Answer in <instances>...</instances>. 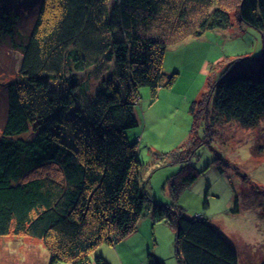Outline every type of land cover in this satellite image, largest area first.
<instances>
[{"label":"trees","instance_id":"1","mask_svg":"<svg viewBox=\"0 0 264 264\" xmlns=\"http://www.w3.org/2000/svg\"><path fill=\"white\" fill-rule=\"evenodd\" d=\"M232 11L261 32L263 53L248 65L243 56L230 61L193 102V129L206 117L209 139L216 124L250 129L264 119V0H0V45L21 54L20 76L5 86L0 123V236L42 239L49 264H109L90 252L132 234L150 205L154 222L174 228L181 264H242L211 222L150 197L137 143L127 136L140 122L139 89L148 86L157 96L177 79V72L164 71L165 50L230 27ZM84 72L85 78L77 74ZM67 129L73 144L62 136ZM252 152L263 153L264 142L258 139ZM215 163L221 172L230 168L223 157ZM196 179L191 166L177 182L190 186ZM239 210L236 196L233 211ZM148 263L163 264L152 253Z\"/></svg>","mask_w":264,"mask_h":264},{"label":"rangeland","instance_id":"2","mask_svg":"<svg viewBox=\"0 0 264 264\" xmlns=\"http://www.w3.org/2000/svg\"><path fill=\"white\" fill-rule=\"evenodd\" d=\"M28 19L29 15L22 21L25 23ZM231 19L232 24L226 29L233 33L234 38L227 39L225 47L221 36L223 29H214L165 50L164 71L177 72V79L173 86L160 88L157 96L148 86L139 89L136 114L140 122L127 131V136L142 150L137 154L142 161L140 180L153 200L175 204L192 217L203 215L205 221L211 222L238 250L242 264H247L248 260L260 264L264 261V152L254 154L252 145L258 139L264 142V119L250 129L234 121L216 124L218 128L211 139L206 117L193 129V102L200 101L203 93L209 92L230 61L243 56L247 57L243 64L248 65L263 52L261 32L239 21L235 11L231 12ZM20 59L19 51L8 44L0 45V123L5 114V86L20 76ZM222 59L225 60L220 62ZM105 67L98 72L95 70L96 75L105 71ZM77 74L86 76L85 72ZM52 87L56 88L57 84L53 82ZM87 93L90 94L89 91ZM212 106L211 100L210 113ZM213 124L215 126V122ZM188 132L192 141H188ZM62 136L74 143L75 135L71 129ZM138 136L145 138L146 142H137ZM206 139L209 140L200 144ZM178 144L182 151L174 159L171 152ZM218 157L229 162V170L221 172L217 169L215 162ZM191 166L198 172V179L190 186H181L177 182L178 176L184 168ZM176 183L181 189L178 200L172 195V187ZM236 196L239 197L238 212L233 211ZM151 212L152 207L148 205L132 234L115 244L103 242L90 255H102L109 264H149L148 254L152 253L163 264H181L176 255L174 228L166 221L154 222ZM49 262L50 252L42 239L14 234L0 236V264ZM58 264L73 263L61 261Z\"/></svg>","mask_w":264,"mask_h":264},{"label":"crops","instance_id":"3","mask_svg":"<svg viewBox=\"0 0 264 264\" xmlns=\"http://www.w3.org/2000/svg\"><path fill=\"white\" fill-rule=\"evenodd\" d=\"M210 30L214 31V29H210ZM208 31H209V30H207L205 33H207ZM205 33H204V34H205ZM221 33H222L221 36L224 38V43H223V45H224V47H225V46H226V43H227V39H228V40H233L234 35H233L232 32H230V30H227V29H223V31H222ZM231 35H232V36H231ZM230 36H231V38H230ZM208 38H209V37H208ZM186 40H187V39H186ZM186 40H185V41H186ZM262 53H263V52H262ZM234 55H235V54H234ZM234 55H232V56H234ZM261 55H262V54H261ZM261 55H260V56H261ZM229 56H230V55H229ZM239 57H240V56H239ZM236 58H237V57H236ZM225 59H227V57H226ZM225 59H222L220 62L224 61ZM229 59H231V58L229 57ZM218 63H219V62H218ZM187 98H188V97H187ZM187 98H186V99H187ZM195 99H197V98H195ZM195 99H194V100H195ZM139 121H140V119H139ZM187 137L189 138V132H188ZM138 138H140V139H139V142H140V141H143V142L145 141V138H142V137H140V136H138L137 139H138ZM145 142H146V141H145ZM179 144H181V142H180ZM179 144L176 145V146H174V149H172V150H175L176 148L180 147L181 145H179ZM137 152H138V154H139L140 152H142V150H141V149H140V150L137 149ZM93 263H94V262H93ZM93 263H91V264H93Z\"/></svg>","mask_w":264,"mask_h":264},{"label":"bare ground","instance_id":"4","mask_svg":"<svg viewBox=\"0 0 264 264\" xmlns=\"http://www.w3.org/2000/svg\"><path fill=\"white\" fill-rule=\"evenodd\" d=\"M139 139H140V138L137 139V142H139ZM229 169H230V168H229ZM229 169H228V170H229ZM195 216L203 217V215H201V214H196Z\"/></svg>","mask_w":264,"mask_h":264}]
</instances>
